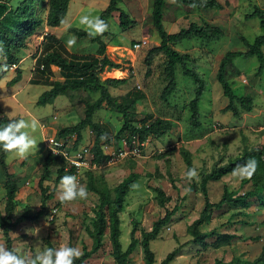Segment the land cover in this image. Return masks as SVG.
Returning a JSON list of instances; mask_svg holds the SVG:
<instances>
[{"label":"rangeland","instance_id":"1","mask_svg":"<svg viewBox=\"0 0 264 264\" xmlns=\"http://www.w3.org/2000/svg\"><path fill=\"white\" fill-rule=\"evenodd\" d=\"M222 8L199 9L183 4L179 0H165L163 8V23L168 32H176L195 21L202 24L207 22L219 25L224 30L219 38L205 40L197 37L183 38L170 43L179 52H188L192 56L187 66L193 67L204 79L205 89L199 100V127L190 123V110L187 105L193 96L195 84L193 79L182 72V65H175L176 88L167 99L161 97L166 83L163 71L165 55L156 53L152 57L150 74L146 75L144 56L147 50L159 44V35L152 25V0H121L119 7L136 20V24L128 29L119 26L118 11L112 12L107 18L108 33L103 40L106 44L105 54L114 63L120 64L123 70L120 77L127 78L124 86H108L115 97L124 94V91L136 87L143 91L144 97L136 104L132 124L139 126L140 119L145 117L146 123L154 117H166L179 122L167 133L160 137L148 136L139 143L129 129L119 138L114 134L120 128L123 119L121 114L103 106L93 113V120L106 129L102 141V149L106 154L103 163H95V167L83 172L79 178L81 185L88 191L86 199L77 198L71 202L62 203L58 199V185L55 181L56 169L63 162L60 153L53 154L48 148L47 138L57 136L59 128L68 122L64 117L66 110L71 115L83 116L84 109L94 98L97 92L84 89H69L58 95L54 102L45 105L37 104L38 96L49 87L40 81V72L48 69L36 67V59L44 55L45 44L57 47L63 55L70 58V54H96L97 42L87 37H78L68 28L75 26L85 29L79 23L83 15L92 17L98 14L107 5L108 0H70L67 14L56 28V35L61 37L64 45L52 42L50 31L45 24L46 0L34 4L35 12L43 22L36 34L31 37L23 55L19 54V61L10 64L7 71H0V115L17 117L31 121L36 119L38 129L31 133L37 140L36 149L20 159L15 153H8L5 158L7 169L17 177L18 191L15 196L14 217L21 214L23 209L34 213L40 208V189L38 180L42 172V162L46 154L50 153L51 163L49 172L43 180L47 186L46 192L51 197L45 201L44 213L35 220H23L12 230L10 236L15 250L22 253L35 254L37 251V235L30 234L38 228L40 247H59L61 244L88 249L92 240L88 229L98 209V195L87 187L88 172L94 176H102L110 189L119 183L126 175L134 171L139 174L138 179L126 194L125 201L119 213L120 242L125 249L130 241V230L135 226L137 241L127 258V264H145L140 240L142 233L151 228L153 221L165 213L166 209L178 206L171 219L161 228L157 237L150 242L154 252V264H160L165 255L180 246V250L168 264H212L215 259L225 261L232 257L252 260L264 245V199L248 198V206L225 203L219 208H210L205 221L199 226L201 231L232 232L235 237L227 245L214 248L210 245L191 241L188 225L198 217L204 205L203 195L198 189L199 172L207 171L213 165L226 162L239 154L243 148L264 146V68L259 75L255 74L258 61L255 56L235 57L233 65L228 67L226 78L234 92L238 95H251L253 99L250 112L241 111L240 116L232 115L230 111H223L228 99L223 95L221 86L215 73L219 59L227 49H246L240 39L244 36L248 41L262 30L257 16L247 17L254 6L264 11V0H218ZM71 14V15H70ZM74 15V17H72ZM45 40L43 41L41 34ZM75 37L76 43L68 45V40ZM146 38L145 46L138 50L132 48L134 41ZM41 41V43H39ZM43 42V43H42ZM55 43V44H54ZM41 44V46H40ZM39 49L35 50V48ZM48 49V48H47ZM264 52V46L262 47ZM21 55V56H20ZM38 56V57H37ZM5 58L0 55V65ZM22 70V78L14 84L7 81L14 75L15 68ZM106 69V70H105ZM99 73L101 81L111 77L107 73L110 68L105 67ZM50 80H63L61 71L55 66L50 72ZM80 118V117H79ZM77 121H75L76 123ZM27 131L31 132V129ZM75 138V134L68 135ZM94 132L91 127L82 131V139L78 145L92 146ZM185 146L192 151V168L198 172V180L188 181L184 178L185 166L178 148ZM136 148V151L132 150ZM120 151L125 154L117 157ZM94 163V162H93ZM175 184V188L172 182ZM4 176L0 167V219L4 214L5 190ZM197 186V191L192 189ZM154 186L161 187L170 195L171 199L161 206L155 199ZM208 198L211 202L220 199L223 187L228 190L243 193L250 189V183L241 184L240 178L233 177L232 173L222 176L219 180L207 182ZM55 208L53 213L51 210ZM213 236L208 240H212ZM209 242V241H207ZM0 244H4L0 221ZM5 245V244H4ZM112 246L108 239V231L103 236L102 246L86 258V264H115L111 254Z\"/></svg>","mask_w":264,"mask_h":264},{"label":"trees","instance_id":"2","mask_svg":"<svg viewBox=\"0 0 264 264\" xmlns=\"http://www.w3.org/2000/svg\"><path fill=\"white\" fill-rule=\"evenodd\" d=\"M42 0H0V48H2V55L5 58L7 66L12 63H17L19 54L27 47V41L36 34L41 26L43 20L36 14L34 4ZM70 0H46V14L45 24L50 27L58 26L63 20L69 5ZM183 4L199 9L222 8V4L218 0H179ZM121 0H108L107 5L102 9L98 16L105 22L112 12L118 11L119 26L122 29H128L137 22L130 17L127 12L119 7ZM165 0H152L151 2V20L152 25L159 35V44L147 50L144 56V63L146 65V75L150 74L152 57L156 53H163L165 55V64L163 71L166 75V83L162 89L161 97H167L174 92L176 88L175 82V65L180 63L182 65V72L193 79L195 84L193 96L189 99L187 105L190 110V123L194 127H199V100L205 89V81L203 77L193 68L187 66L186 62H190L192 56L188 52H179L171 46L183 38L197 37L200 39L211 40L219 38L223 35L224 30L221 26L203 22L202 24L195 21L190 22L186 27H181L176 32H168L163 23V8ZM257 16L260 22L262 33L256 35L252 41L241 36L240 39L246 46V49H227L217 66L215 73L216 79L219 82L222 93L227 97L228 102L222 108L223 111H230L232 115L238 117L241 111L250 112L252 110L253 99L251 95H238L234 92L229 84L226 75L228 67L233 65V58L235 57H249L255 56L258 61L255 74L259 75L264 68V11L254 6L253 10L247 14V17ZM69 32L74 33L78 37H87L91 41L97 42L96 54L91 55H76L71 53L70 58H67L62 52L52 44H45L44 55L36 59L35 68L48 69L45 72H40L43 82L50 85L45 89L36 101L37 104L45 105L52 103L54 99L61 94L66 93L69 89L77 90L84 89L91 92H97V97L84 109L83 117L75 124L70 126H63L58 129L57 136L65 137L75 134V144L82 139V131L91 127L94 132L92 140L91 152L93 154V161L97 164L104 162L106 154L102 149V141L105 136L106 129L93 120V113L100 109L103 104L121 114L123 122L117 132L114 134L116 138L127 129L135 135L139 143L144 142L148 136L160 137L167 133L173 125V121L166 117H154V119L146 123L145 117L140 119L139 126L132 124L133 115L136 111V104L140 98L144 97L143 91L136 87H131L124 94L115 97L109 91L108 86H118L127 82L125 77H107L101 81L99 73L105 67L121 68L120 64L114 63L105 54L106 44L103 40L108 31L103 35H98L95 38L89 37L85 29L75 26L68 28ZM52 42L64 45L55 35L49 34ZM137 41V40H136ZM135 42V41H134ZM133 42V43H134ZM55 44V43H54ZM48 48V49H47ZM55 65L61 71L63 80L49 79L50 68ZM109 68V67H108ZM5 72V71H4ZM22 78V70L19 67L15 68L14 75L7 81L8 84H14ZM37 82V81H34ZM10 119H17V117H7L4 114L0 115V126L9 122ZM184 164L185 172L192 168V153L184 146L178 148ZM8 152L0 149V167L4 176L3 187L5 190L4 214L1 216V230L4 238L5 246L13 250L12 238L10 230H12L19 222L23 220H35L44 213L45 201L51 197L50 192H46L47 186L43 184V180L49 172V165L51 163L50 153L46 154L42 162V172L38 180V187L40 189V208L31 213L27 209H23L20 215L14 217L15 196L18 191L17 177L10 173L7 169L5 157ZM255 159L257 161V168L250 179H240L241 184L250 183V189L239 193L237 191L228 190L226 186L223 187L221 197L216 202H211L207 193V182L209 180H219L222 176L232 173L233 169L238 164H244L248 159ZM61 165L56 169L55 181L59 182L60 178L65 176ZM200 181L198 189L203 195L204 205L197 218H195L187 227L188 233L192 236L191 241L219 248L227 245L235 237L234 233L217 232L210 230L208 232L201 231L199 226L205 221L210 208H219L225 203L240 204L242 207L248 206L249 197H257L264 199V146L245 147L236 156L229 158L226 162L216 163L211 169L199 172ZM137 172H130L119 183L109 188L107 181L102 176H94L88 172L87 187L98 195V209L92 219L91 228L88 229L89 237L92 240L91 247H83V255L75 261V264H86L85 260L89 255L97 251L103 244V236L106 230L108 231V239L112 246L111 254L115 264H127V258L135 246L137 238L135 237V226L130 230V241L125 249H122L120 242V218L119 213L125 201L126 194L131 190L132 185L138 179ZM172 179H170L171 181ZM172 182L173 187L175 184ZM193 190L197 191V186H191ZM155 199L159 205L164 206L170 199V195L166 194L159 186H154ZM263 197V199H262ZM178 209L174 205L171 209H166L165 213L153 221L149 230L142 233L140 245L143 250V257L145 264H154V252L150 247L151 240L155 239L159 234L161 228L171 219L175 211ZM213 236L212 240H208ZM209 241V242H207ZM180 250V246L168 252L161 260L160 264H168L173 260L174 256ZM200 264V263H197ZM212 264H264V245H262L259 253L252 260L232 257L230 260H223L217 258Z\"/></svg>","mask_w":264,"mask_h":264},{"label":"clouds","instance_id":"3","mask_svg":"<svg viewBox=\"0 0 264 264\" xmlns=\"http://www.w3.org/2000/svg\"><path fill=\"white\" fill-rule=\"evenodd\" d=\"M175 2V0H173ZM63 23V21H62ZM79 23L85 26L89 37L95 38L103 35L108 30V24L99 16L92 17L83 15ZM68 45L76 43L75 37L68 40ZM2 52V48H0ZM7 65H0V71H7ZM38 121L32 119H10L9 122L0 126V149L8 153H15L20 159L26 158L32 149H36L38 142L31 133L38 129ZM31 129V132L27 131ZM51 147V146H50ZM55 154L57 151L51 147ZM257 168L255 159H248L244 164H238L232 171L233 177L250 179ZM184 178L188 181L198 180V172L195 168L187 169ZM87 188L80 184L76 175H65L60 178L58 185V199L60 202H71L77 198L86 199ZM39 229L36 228L30 234L37 235V251L35 254L22 253L18 250H10L4 244H0V264H75L83 252L80 248L61 244L59 247H40L38 237Z\"/></svg>","mask_w":264,"mask_h":264},{"label":"built area","instance_id":"4","mask_svg":"<svg viewBox=\"0 0 264 264\" xmlns=\"http://www.w3.org/2000/svg\"><path fill=\"white\" fill-rule=\"evenodd\" d=\"M146 43V38L138 39L132 44V48L134 50H138L145 46ZM12 64L16 65V63ZM46 140L51 153H53L51 147L57 151L55 154L60 153V156L63 160L62 168L66 175H76L79 180L85 170L95 167V162L92 159L93 154L90 149L91 146H83L78 144L74 145L75 138H71L69 136L59 137L53 135L48 137ZM132 151L135 152L136 148H134ZM124 154V151H120L117 157H122ZM51 211L54 213L56 209L53 208Z\"/></svg>","mask_w":264,"mask_h":264},{"label":"crops","instance_id":"5","mask_svg":"<svg viewBox=\"0 0 264 264\" xmlns=\"http://www.w3.org/2000/svg\"><path fill=\"white\" fill-rule=\"evenodd\" d=\"M68 10V9H67ZM66 14H67V12H66ZM71 15V14H70ZM72 17H74V15L72 16ZM47 26V25H46ZM48 27V29H49V31H50V34H53V35H55L57 38H59V40L61 39V37H63V36H61V37H59L58 35H56V28H57V26H54V27H50V26H47ZM43 34H46V31L45 32H43L42 34H41V37L43 38L42 40L44 41L45 40V37L43 36ZM103 38H104V36H103ZM31 39H29L28 41H27V47L26 48H28V46H29V44H28V42L30 41ZM62 40V39H61ZM60 40V41H61ZM62 42V41H61ZM39 43H41V41L39 42ZM43 43V42H42ZM40 46H41V44H40ZM40 46L38 47V48H35V50L37 49H39V51H40ZM26 48H24L23 50H22V52L20 53L21 55H23V53H25V51H26ZM20 55V56H21ZM38 57V56H37ZM20 59V58H19ZM19 61V60H18ZM53 67H55V65H51L50 66V68H51V70L53 71ZM109 68H112V67H110V66H108ZM9 68V67H8ZM58 68V67H57ZM10 70H9V72L12 70L11 68H9ZM59 69V68H58ZM105 69V68H104ZM113 69H115V67L113 68ZM106 70V69H105ZM111 77H120V76H111ZM49 79H50V77H49ZM105 79V78H104ZM38 83H44L43 82V79H41L40 81L38 80L37 82H35V84H38ZM126 83H124V84H121V85H118V86H124ZM45 85H47L48 87H50V85H48V84H46L45 83ZM110 87V86H109ZM128 89H130V88H128ZM127 89V90H128ZM110 90V89H109ZM127 90H125L124 91V93L127 91ZM95 99V98H94ZM55 100V99H54ZM93 101V100H92ZM54 102V101H53ZM103 106H105L104 104H103ZM102 106V107H103ZM101 107V108H102ZM64 117H66L65 119L68 121V122H71V123H69L68 125H65L64 124V126H70V125H73V124H75V121H78V120H80L83 116H77V115H71L70 114V112L68 111V110H66V112L64 113ZM80 117V118H79ZM169 119H171L172 121H173V125H172V128L174 127V126H176L179 122H176L175 121V119L173 120L172 118H169ZM185 147V146H184ZM188 149V148H187ZM190 152L192 153V151L190 150ZM192 155H193V153H192ZM181 156V155H180ZM6 158V157H5ZM182 158V157H181ZM193 159V158H192ZM183 160V159H182ZM184 162V161H183ZM184 166H185V164H184ZM214 181V180H213Z\"/></svg>","mask_w":264,"mask_h":264},{"label":"bare ground","instance_id":"6","mask_svg":"<svg viewBox=\"0 0 264 264\" xmlns=\"http://www.w3.org/2000/svg\"><path fill=\"white\" fill-rule=\"evenodd\" d=\"M123 70L120 68H110V70L107 71L108 74L113 75V76H119L122 74Z\"/></svg>","mask_w":264,"mask_h":264}]
</instances>
